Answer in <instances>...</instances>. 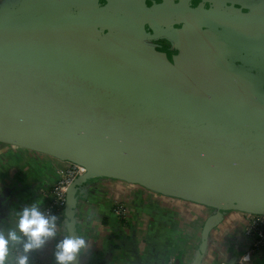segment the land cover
Listing matches in <instances>:
<instances>
[{
    "label": "water",
    "instance_id": "water-1",
    "mask_svg": "<svg viewBox=\"0 0 264 264\" xmlns=\"http://www.w3.org/2000/svg\"><path fill=\"white\" fill-rule=\"evenodd\" d=\"M218 25L264 46V0L0 1V142L85 168L67 234L76 188L98 175L213 207L203 244L229 208L264 214V52L213 47Z\"/></svg>",
    "mask_w": 264,
    "mask_h": 264
},
{
    "label": "crops",
    "instance_id": "crops-1",
    "mask_svg": "<svg viewBox=\"0 0 264 264\" xmlns=\"http://www.w3.org/2000/svg\"><path fill=\"white\" fill-rule=\"evenodd\" d=\"M64 165V160L53 155L0 142V233L7 236L9 231H17L18 235L20 212L33 204L38 209L43 206L45 192ZM119 204L126 210L125 224L112 213ZM214 211L121 178L90 176L74 193L72 232L67 234L62 219L59 229L54 228L59 239L51 237L57 243L44 259L56 264L58 242L82 236L87 247L72 264H164L168 258L174 264H232L246 245L243 212L225 210L203 244V225ZM250 264H264V249Z\"/></svg>",
    "mask_w": 264,
    "mask_h": 264
},
{
    "label": "built area",
    "instance_id": "built-area-1",
    "mask_svg": "<svg viewBox=\"0 0 264 264\" xmlns=\"http://www.w3.org/2000/svg\"><path fill=\"white\" fill-rule=\"evenodd\" d=\"M1 1V0H0ZM85 173V168L82 165L65 161V165L57 170V177L51 184L49 189L45 192V203L39 210L45 215H56V222L59 216H63V211L66 202V192L69 185L79 176ZM126 210L119 204L115 206L114 215L117 218H125ZM244 215V229L243 234L246 239L244 249L237 254L236 259L232 264H248L249 260L253 258L258 252L264 249V214L246 213ZM55 223V228H58ZM59 229V228H58ZM19 240L13 241L8 246V251L4 257L3 264H17V259L23 254V243L26 237L22 233H18ZM57 237L58 233L51 237ZM48 237L45 239L44 245L40 249H34L28 253V264H47L44 255H48L52 250L56 240ZM50 251V252H49ZM121 264H127L122 261ZM164 264H174L173 258H168ZM214 264H226L224 262Z\"/></svg>",
    "mask_w": 264,
    "mask_h": 264
},
{
    "label": "clouds",
    "instance_id": "clouds-1",
    "mask_svg": "<svg viewBox=\"0 0 264 264\" xmlns=\"http://www.w3.org/2000/svg\"><path fill=\"white\" fill-rule=\"evenodd\" d=\"M55 223L56 215L45 216L36 204L22 209L16 228L27 239L23 243V254L18 257L17 264H28V253L34 249H40L44 245L46 238L55 235ZM19 239L17 231H9L7 236L0 233V264H3L9 241H17ZM86 247V241L82 236L66 237L58 242V250L54 252L56 264H72L77 253Z\"/></svg>",
    "mask_w": 264,
    "mask_h": 264
},
{
    "label": "flooded vegetation",
    "instance_id": "flooded-vegetation-1",
    "mask_svg": "<svg viewBox=\"0 0 264 264\" xmlns=\"http://www.w3.org/2000/svg\"><path fill=\"white\" fill-rule=\"evenodd\" d=\"M208 4L203 3L202 1L200 2H195L194 5L195 6H199L201 8H208L211 9V3L212 2H207ZM221 8H225V10L227 11H239L237 9H235L234 7L221 3L220 4ZM244 8V7H243ZM240 8L239 12H245V8ZM212 10V9H211ZM202 26L204 28L205 25H207L206 30L207 31H211L214 29L212 24H205V23H201ZM163 24H160L159 26L162 28ZM167 25V29H171V28H175V29H181V28H185V25L183 24H174V25ZM144 28L146 29L147 32H152V30L148 27V25H145ZM218 32L220 33L219 35H217L216 38V43H212L211 45L215 48L218 49H224L225 51H229L230 53H237V52H242L244 53L247 50H244L243 48H247L248 50H250L251 48L247 47L246 45H250L253 49H255V51L253 53L255 54H262L264 52V46L262 45H258V44H253L255 41H252V39L250 37H246L245 35H242L241 33L238 32H250L253 31L252 29H242V28H238V29H233L231 27L228 26H222V25H218L216 26ZM260 42V41H259ZM153 43L162 46L166 52L172 56H179V55H183V56H188L190 54L189 50L190 48L184 47L182 48L183 50L180 51V49L177 47L178 45L174 42H171L169 40H166L165 38H158L156 41H153ZM243 45V46H242ZM210 46V45H209ZM242 50V51H241ZM196 57H199V54L194 55ZM189 58V57H188ZM188 61V59H187ZM256 83L259 84L258 79H256ZM264 88V85H263Z\"/></svg>",
    "mask_w": 264,
    "mask_h": 264
},
{
    "label": "trees",
    "instance_id": "trees-1",
    "mask_svg": "<svg viewBox=\"0 0 264 264\" xmlns=\"http://www.w3.org/2000/svg\"><path fill=\"white\" fill-rule=\"evenodd\" d=\"M206 4H208V3H206ZM224 4L230 5V6L234 7L235 9H237V10H239V11H240V8H243V7L239 6L238 4H229V3H224ZM243 9H244V8H243ZM114 210H115V207L112 209V213H113L114 218H115L118 222H120L121 224H125V223H127L125 218H122V217L117 218V217H115V215H114ZM62 219H63V216H59V217L57 218V222H56V223L60 225Z\"/></svg>",
    "mask_w": 264,
    "mask_h": 264
},
{
    "label": "rangeland",
    "instance_id": "rangeland-1",
    "mask_svg": "<svg viewBox=\"0 0 264 264\" xmlns=\"http://www.w3.org/2000/svg\"><path fill=\"white\" fill-rule=\"evenodd\" d=\"M252 259H253V258H251V259L249 260V263H248V264H250V262H251Z\"/></svg>",
    "mask_w": 264,
    "mask_h": 264
}]
</instances>
